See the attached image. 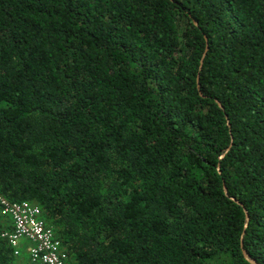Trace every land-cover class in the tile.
Segmentation results:
<instances>
[{
    "label": "trees",
    "instance_id": "obj_1",
    "mask_svg": "<svg viewBox=\"0 0 264 264\" xmlns=\"http://www.w3.org/2000/svg\"><path fill=\"white\" fill-rule=\"evenodd\" d=\"M0 191L74 264H264V0H0Z\"/></svg>",
    "mask_w": 264,
    "mask_h": 264
},
{
    "label": "built area",
    "instance_id": "obj_2",
    "mask_svg": "<svg viewBox=\"0 0 264 264\" xmlns=\"http://www.w3.org/2000/svg\"><path fill=\"white\" fill-rule=\"evenodd\" d=\"M0 212L12 224L1 235L13 248L14 256H20L24 246L27 248L25 264H74L36 202L11 201L0 191Z\"/></svg>",
    "mask_w": 264,
    "mask_h": 264
},
{
    "label": "crops",
    "instance_id": "obj_3",
    "mask_svg": "<svg viewBox=\"0 0 264 264\" xmlns=\"http://www.w3.org/2000/svg\"><path fill=\"white\" fill-rule=\"evenodd\" d=\"M6 221L8 223L9 226H11V222L9 219L6 218ZM27 248H25V246L23 247L22 251H21V255L16 257L14 264H25V260L27 258Z\"/></svg>",
    "mask_w": 264,
    "mask_h": 264
},
{
    "label": "water",
    "instance_id": "obj_4",
    "mask_svg": "<svg viewBox=\"0 0 264 264\" xmlns=\"http://www.w3.org/2000/svg\"><path fill=\"white\" fill-rule=\"evenodd\" d=\"M196 23V22H195ZM202 61V60H201ZM228 149V148H227ZM226 149V150H227ZM225 190V192H226V189H224ZM245 211V216H246V222H245V226L247 225V221H248V214H247V211L246 210H244ZM244 232V231H243ZM242 236H243V234L241 235V239H242ZM242 242V241H241ZM241 245H242V243H241ZM242 251H243V254H244V257L246 258V259H248L251 263H253V264H258V263H256L255 262V260H253L252 258H250L249 257V255L246 253V251L242 248Z\"/></svg>",
    "mask_w": 264,
    "mask_h": 264
}]
</instances>
